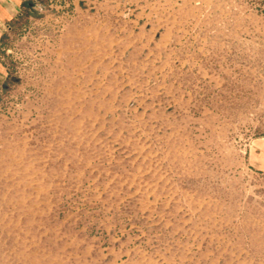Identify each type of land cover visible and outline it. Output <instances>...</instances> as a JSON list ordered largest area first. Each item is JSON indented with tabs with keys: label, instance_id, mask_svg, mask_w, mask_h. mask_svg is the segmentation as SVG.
Returning a JSON list of instances; mask_svg holds the SVG:
<instances>
[{
	"label": "rangeland",
	"instance_id": "obj_1",
	"mask_svg": "<svg viewBox=\"0 0 264 264\" xmlns=\"http://www.w3.org/2000/svg\"><path fill=\"white\" fill-rule=\"evenodd\" d=\"M0 98V264H264V0H40Z\"/></svg>",
	"mask_w": 264,
	"mask_h": 264
},
{
	"label": "crops",
	"instance_id": "obj_2",
	"mask_svg": "<svg viewBox=\"0 0 264 264\" xmlns=\"http://www.w3.org/2000/svg\"><path fill=\"white\" fill-rule=\"evenodd\" d=\"M40 0H0V98L8 81V71L4 63V53L14 24L28 15Z\"/></svg>",
	"mask_w": 264,
	"mask_h": 264
}]
</instances>
